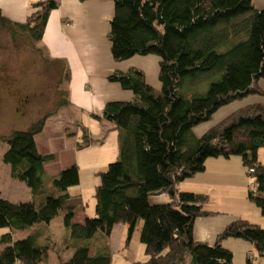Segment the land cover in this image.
<instances>
[{"label": "trees", "instance_id": "trees-1", "mask_svg": "<svg viewBox=\"0 0 264 264\" xmlns=\"http://www.w3.org/2000/svg\"><path fill=\"white\" fill-rule=\"evenodd\" d=\"M59 1L35 2L21 23L0 12V28L34 45L43 38ZM110 1L113 13L106 38L111 59L122 63L157 57L158 87L150 86L143 71L135 68L106 78L132 97L106 103L99 117L91 116L116 129L118 157L97 174L94 217L81 224L73 223L80 196L68 193L78 185L76 166L46 178L43 166L54 157L40 155L34 140L54 112L2 138L6 151L1 161L9 166L11 180L29 190L31 201L10 202L0 192V264H40L50 252L58 255V264H111L105 239L122 225L129 242L138 222V241L146 258L134 264H233V254L222 246L228 239L251 247L254 256L247 255L244 264L264 260V229L245 220L231 222L212 245L196 242L194 222L213 215L205 210L209 198L176 189L203 173L207 160L235 157L253 181L247 200L264 217V165L258 160L264 149V104L233 112L200 137L192 132L220 108L264 95L259 87L264 81V8L256 11L252 0ZM67 105L63 100L56 108ZM82 132L76 151L92 145L88 133ZM161 195L165 203H151ZM56 219L65 232L61 247L48 230ZM98 234L103 238L94 248L91 240ZM66 251L71 253L63 260Z\"/></svg>", "mask_w": 264, "mask_h": 264}, {"label": "crops", "instance_id": "crops-1", "mask_svg": "<svg viewBox=\"0 0 264 264\" xmlns=\"http://www.w3.org/2000/svg\"><path fill=\"white\" fill-rule=\"evenodd\" d=\"M37 1L39 0H0V12L2 16L8 20L21 23L24 22L26 17L30 14L31 5ZM112 13L113 7L110 0H90L84 3H80L78 0H60L57 10L49 15L46 27H50L51 24L56 26L53 29L57 30L56 33L59 36L57 41L59 46L63 49V58L69 61L72 80H70L68 85V105L59 108L53 115L48 117L45 121L43 131L34 138L37 151L40 155H52L54 157L52 162L46 163L43 166L46 178L55 177L61 171L76 165L74 157L77 156V151L75 149L77 141L73 143V146L70 145L71 150L69 151L70 155L68 160L63 166L62 164L61 166L58 165V156L61 151L54 149L53 142L57 140L61 144H64L67 140L66 137H68L66 134H61L60 132V130H68L62 129L60 123L58 125L61 117H67V121L75 124L85 115L87 118H91V116L99 117L106 103L125 102L129 101L132 97L129 92L121 90L118 85L107 82L106 78L113 72H126L130 68L139 69V67L122 69L121 63H115L111 59L109 43L106 44L102 41L100 47L97 43L99 39L107 41L106 36L109 30L108 23L112 17ZM47 28H45L44 31L45 37ZM48 35L52 38L51 32L47 33V36ZM54 40L56 41V39ZM44 41L45 38H43V42ZM146 82L148 83L147 78ZM152 87L157 88L158 85ZM97 123L103 128L101 130L108 129L117 133L116 129L114 126L112 127L111 124L105 122ZM77 129L78 128L75 127L72 128L74 131L71 134L75 135ZM47 130H50L49 134L46 133ZM52 130L53 132L51 133ZM44 134L46 135L45 138H43ZM72 138L74 141L76 140L75 137ZM260 163L264 165L261 161ZM8 176L9 179H11L10 173ZM16 187L18 188V186ZM180 187L182 190L203 194L209 198V204H207L205 210L213 215L198 218L194 222L193 238L196 242L208 245L214 244L217 235L231 222L239 219L248 221L264 229V217L260 215L256 208L251 209L248 207V210L244 209L240 213H237V211L236 213H230L231 210L229 208L227 209V207H224L218 202V199H228L231 201L236 199L241 201L243 205H249L247 204L246 198L247 184L245 181V171L238 158H231L229 160L209 159L206 161L205 171L203 173L181 183ZM25 191L27 197L25 199L26 201L23 203H29L31 201L30 192L28 189ZM7 200L10 202H21L10 199ZM166 201L167 198L164 195L151 198V203L153 204H161ZM218 205H222L223 207H221L223 209L218 210ZM61 216L62 214L58 213L57 217L60 218ZM92 217H94V209L87 213L83 204H81L75 210L73 223L81 224L85 218ZM118 226L121 227L117 234L116 250H114V246L112 247L111 245L112 233L105 239L110 252L114 253V251H116L121 254L126 264L144 261L145 259L139 260L132 257V253L130 254V246L132 244L131 239L133 235L130 241L127 242L126 226ZM48 230L52 235V239L57 243V247H61L65 232L63 233L62 229L59 228V234L57 235L51 228V224L48 226ZM30 231L17 234L15 238L24 237L31 233ZM2 233L3 232L0 234ZM102 238L103 236L98 234L91 240L92 246L94 248L97 247V241ZM222 246L231 252H234V248L237 249L239 251V256L242 257L243 264L245 263L247 255L254 256L251 247L243 241L228 239L222 243ZM93 252L94 249L91 248L90 255L93 254ZM70 253V251H66L64 254H61V258L63 260L68 259ZM53 254L55 255L53 258H50L48 255V258L40 264H58V255L55 253Z\"/></svg>", "mask_w": 264, "mask_h": 264}, {"label": "rangeland", "instance_id": "rangeland-1", "mask_svg": "<svg viewBox=\"0 0 264 264\" xmlns=\"http://www.w3.org/2000/svg\"><path fill=\"white\" fill-rule=\"evenodd\" d=\"M252 5L256 11H261L264 8V0H252ZM55 27L54 24H51L48 28L46 27L47 33L51 32L53 39L49 35L47 36L46 33V37L43 35L45 41L43 42L42 38L41 41L34 43V45L24 38L18 36L13 38L10 33L0 28V192L1 197L6 200L26 201L27 196L25 190L27 189L22 183L9 179L8 174L10 173V168L1 161L2 155L6 151V145L2 142V138L9 136L15 131L27 130L37 120L52 112L55 113L59 109L56 107L63 100L69 101L68 85L70 80H72V73L69 68V61L63 58L64 52L58 44L57 39H59V36L56 33L57 30L53 29ZM102 41L108 44L107 41L99 39L97 41L99 47ZM158 61V58L155 56L146 58L134 57V59L121 63V67L122 69L139 67V70L142 69L144 71L148 84L154 86L159 84L157 80ZM259 87L264 91V81L259 82ZM23 100H26L27 103H23ZM255 104H264V95H250L220 108L208 122L195 127L192 132L194 136L200 137L233 112ZM67 119V117H61L58 122V125L60 123L62 129H68L60 130L61 134L68 136L66 137L67 140L64 144H61L57 140L53 142L54 149L61 151L58 156L59 166L61 164L63 166L68 160L70 155L69 151L71 150L70 147L73 146V143L76 141V143H80L82 141V130H85L92 139V145L82 151H77V156L74 157L76 161L75 166L78 170V185L68 189L69 195L80 196L82 204L88 213L94 209L93 195L95 187L99 184L97 174L105 171L109 164L117 161V133L108 129L101 130L103 129L101 125L92 118H87L86 115L82 116L78 123L75 124L70 123ZM74 127L78 129L77 133L72 135L71 133L74 131L72 128ZM49 132L50 130L46 131L47 134ZM45 136L44 134L43 138ZM72 137H75L76 140L74 141ZM258 159L264 163V149L259 150ZM245 181L247 191L252 190L253 181L246 174ZM176 189L180 192L185 191L181 189L180 184ZM218 202L224 207H227V209L229 208L231 210L230 213H236V211L240 213L244 209L248 210V207L251 209L255 208L248 200L247 204L249 205L244 204L245 206L241 201L236 199L234 201L218 199ZM222 205H218V210L223 209ZM141 224V222H138L133 233L130 254L132 253V257L144 260L146 258L144 248L138 241ZM120 227L115 226L111 235V245L112 247L114 246V250H116L115 245ZM51 228L57 235L59 234V228L64 233L60 219L53 221ZM1 232L2 230H0ZM231 253L233 254V264H243L242 257L239 256L237 249L234 248V252L232 251ZM49 256L53 258L55 255L50 253ZM111 260V264H126L122 255L116 251L111 254ZM188 260L189 258H186V262ZM253 260L255 264H264L263 259L254 258Z\"/></svg>", "mask_w": 264, "mask_h": 264}, {"label": "flooded vegetation", "instance_id": "flooded-vegetation-1", "mask_svg": "<svg viewBox=\"0 0 264 264\" xmlns=\"http://www.w3.org/2000/svg\"><path fill=\"white\" fill-rule=\"evenodd\" d=\"M22 102L25 103V104L27 103L26 100H23Z\"/></svg>", "mask_w": 264, "mask_h": 264}]
</instances>
